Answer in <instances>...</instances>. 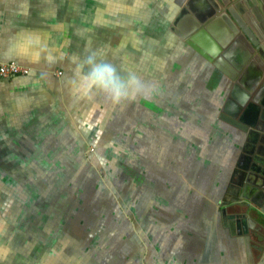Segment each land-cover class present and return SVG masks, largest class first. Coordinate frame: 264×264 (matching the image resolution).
<instances>
[{"label":"rangeland","instance_id":"obj_1","mask_svg":"<svg viewBox=\"0 0 264 264\" xmlns=\"http://www.w3.org/2000/svg\"><path fill=\"white\" fill-rule=\"evenodd\" d=\"M98 1L101 2L103 0ZM108 2L109 0H106L107 4ZM74 5L75 8L72 11H68L65 15L66 19L70 20L72 18L73 21L78 22L77 17L80 12L85 14L91 10L89 6L87 11H84L82 7L84 2L80 0H77ZM105 13L109 14V12ZM83 17L86 18V16ZM158 18L155 11V15L149 18L147 23L152 28L150 30L151 34L155 35V38L151 37L149 41L151 48L156 53H161L163 49L167 51L171 46L174 47L173 42L176 40L174 41L173 37L170 38L169 36H162L161 39L158 32H162L164 25L161 23L160 25L163 27L159 28ZM93 19L95 22V18ZM96 20L102 22V18L101 20L98 18ZM73 21H71V24ZM86 21V27L91 30L95 23L89 19ZM77 26L72 25V29L76 30ZM79 26V30H83L84 28L82 27H85L83 24ZM165 26L167 28L166 21ZM95 28L96 26L92 30H95ZM96 31L101 33V35L98 37L99 33L98 35L93 33L94 40L91 42L93 45H91V48H83L86 51V55L95 53L97 47H99V41L101 40L102 46L103 40L105 42L109 38L103 28L102 30L96 29ZM167 31L166 29L164 32ZM80 33H82V36H87L85 31ZM116 33L118 35L119 31L113 32V34ZM75 39L76 37L72 40L73 43L78 44ZM80 39H82L81 36ZM80 39L78 48L82 44ZM122 39L124 38L119 34V39L116 40L118 41L117 46H111L108 50H105L102 46L101 54L104 57L106 56L107 62L115 65L120 72L125 73L124 67L132 61L131 57L128 56V60L118 55L119 57L117 56L114 60L112 55L114 53L111 52L113 50L122 52ZM107 42L109 43V40ZM128 46L127 43L124 48L127 49ZM175 56L177 60V55L172 57L168 55V59L170 58L169 60L172 61ZM138 57H136L137 63L140 66H144V68H140L143 72L139 70L135 74L142 81L153 86L151 95L147 96L148 99L152 97L149 105L152 113L145 117V113L138 114L136 111V117L144 119L142 123L145 126L141 125V131L143 132L139 131V124L134 125L133 120H126L122 116H119L111 128L115 132H0L6 138L4 139L6 146H0V150H2L0 151V164L3 166L1 161L11 162L14 165L19 164L21 167L29 164L27 167L29 170H23L24 173L21 174V177H17V180H13V183L9 182L11 186L7 183L6 186L9 185L12 189L14 187L18 188L22 196L26 194L33 201L31 205L27 206V210L23 212L25 216L19 214L12 218L14 215L12 211L10 213L8 211L3 216L0 213V220L3 226L6 227V230L9 229L11 231V236L7 241L10 239L14 240L18 234H23L27 238H36L40 234L48 237L43 239L42 242H45V244L41 248H37L36 251L33 250L31 253L28 250L27 253H24L27 256L16 255L14 249L2 247V240L5 239L2 238L4 229L0 227V264H28L29 261L31 264H69L73 252L79 248L76 243H79L81 249H83L85 246L93 244V242L101 247L98 256H94L93 250L83 251L82 256L87 260H83L82 264H123L121 259L132 258V255L135 258L140 257L138 259L139 262L136 264H158V262L160 264H175L180 262L178 257L181 250L180 242H186L187 245L193 244L194 253L189 261L190 264H199L196 262V258L201 253L199 248L203 243H207V240L203 235H199L197 240L193 239L196 238L194 237L195 235L203 233V231L192 224L193 219L190 220L191 213L190 215H179L178 212L175 213L171 208L163 205L168 200H171L178 207L177 209L174 208V211H178V209H185L184 205L187 206L189 202L182 195L180 197L179 195H174L177 194L176 191L163 195L160 188L167 190L173 184L175 190H180L181 188L183 190L184 187L189 186L190 189H196L195 184L190 183V178L186 176L193 169L189 165H192L196 157L198 159L212 157L215 150V147L208 140L210 136L203 135V132L207 133L210 127L207 129L205 122L201 123V121H198L199 125L194 127L197 120L196 116H199L200 110L204 112L206 102L202 95L198 94V99L203 100L202 102L198 100L199 103L196 106H199L198 110L196 108V110L192 111L190 103L187 102H185L186 104H179L182 94L184 96L183 100L187 99L188 90L185 88L184 90L182 89L183 92L178 91L180 99L177 102L173 99L172 103L170 97L172 98L175 94L173 90L171 92L170 76L172 71L168 72L171 69V65L168 64L169 61H164L163 63L160 61L159 65V56H153L150 61L147 51L143 54L140 53ZM62 75L61 71L55 73L58 78ZM161 88H165L168 94L171 92L167 95L168 98L163 101L159 98V94L162 91ZM160 89L161 91H159ZM145 97L139 96L133 101L122 103H126L127 106L118 105L117 108L120 114H123L120 111V107L127 108V116H129V113H131L129 110H135L141 106L138 104L142 102L144 105L142 104L141 107L146 110ZM156 108L158 109L157 112ZM171 112H176V115ZM137 114L140 116H137ZM154 114L157 117H162V119H157V123L163 130L151 121V116ZM125 126L127 127L125 128ZM179 134L198 138L199 142L192 148L181 145L180 139L172 138L171 136ZM1 135L0 139H2ZM219 148L224 149L220 144L215 151ZM179 149L181 151V167L183 168H181V172H176L177 179L171 183V180L167 179L168 176L164 171V167L166 165L171 168L173 165L175 171L180 166L178 161L174 164L173 161L171 164L169 163L170 157L177 154ZM86 155L88 157L84 159ZM86 163L87 168L85 167ZM221 168L224 169L223 164L216 169L220 171ZM3 169L9 178L13 177V173H10L7 167H3ZM35 169L37 170L35 171ZM38 170L46 174L43 183L40 176L36 174ZM208 170L209 165L203 160H199L196 171L203 172L202 176H204ZM135 176H137L136 180H134ZM184 176H186L185 178H187L189 183L186 181L185 186L182 187L180 184ZM137 181H139L140 185L136 187ZM201 182L197 184L198 188H200ZM0 183V191H2L5 189V185L3 180H0ZM86 185L88 186L86 187ZM96 189L99 193L94 196L91 193H95ZM15 196L17 199H21L18 192H15ZM84 207H86V211L83 212L82 208ZM72 210L75 212V219L79 214L82 216L80 215L76 220L73 219L74 221L71 218L72 223L70 225L67 218ZM194 211L196 212V210ZM46 216L50 217L51 223L47 226L49 231H42L46 224L44 227L39 225L42 221L45 222ZM185 216L186 222L192 224L188 225L191 228H188L185 224L183 225ZM23 223L28 225L22 226ZM166 223L170 225L177 224L178 228L172 229ZM153 226L158 228V232L155 231L151 234L149 230ZM32 227L37 230H32ZM16 228L17 230H15ZM262 240L264 242V235H262ZM223 246L230 250V257L231 255L234 256V251L237 252L238 250L241 256L246 258L251 254L250 248L253 243L235 241V248L232 247L233 243H227V245ZM205 248L207 250L206 245ZM196 250L197 252H195ZM222 251L224 252V249ZM189 252H186V254H189ZM101 254H104L105 259L99 263L97 260H99ZM184 259L185 257L183 256ZM248 260L249 257L244 259L243 264L246 262L251 264ZM126 261L127 259L124 264H126ZM221 263L223 264V261ZM252 263L255 264L256 262Z\"/></svg>","mask_w":264,"mask_h":264},{"label":"flooded vegetation","instance_id":"obj_2","mask_svg":"<svg viewBox=\"0 0 264 264\" xmlns=\"http://www.w3.org/2000/svg\"><path fill=\"white\" fill-rule=\"evenodd\" d=\"M117 3L125 6V12L130 14L128 17L132 23L131 40L128 41L129 47H127L128 53L137 55V53L143 54L147 51L150 61L153 56H159V65L160 61L162 63L169 61L168 64L171 65V69L168 72L172 71L170 76L171 92L173 90L175 94L172 98L170 97L172 103L173 99L177 102L181 98L179 104H186L185 102H187L190 103L192 111L196 108L198 110L199 106L196 107L199 103L198 100L203 101L198 99V94H201L206 106L204 112L200 110L199 116H196L197 120L194 127L199 125L198 121L205 122L207 129L208 127L210 129L208 132L206 131L207 133L203 132V135L210 136L208 140L215 147V150L220 144L224 148H219L218 152L214 150L216 154L213 153L212 157L206 159L196 157L192 165H189L190 168H193L190 172L193 171L186 176L190 178V183L195 184V190L190 189V186L184 187L185 182H188L186 176L180 184L184 187L183 190L182 188L175 190L173 184L167 190L160 188L163 195L173 193V191L177 193L174 195H179V197L182 195L189 202L187 206L184 205L185 209L182 208L184 211L180 209L174 211V208L177 209L178 207L168 199L166 204H162L171 208L173 212H178L179 215H190L191 213L192 224L203 231V233L195 235L196 238L193 239L197 240L199 235H203L207 240V243H203L199 248L201 253L196 258V262L199 264H222V261L223 264H242V260L248 257V262L251 264H253L252 262L264 264V242L262 240L264 234L256 224L258 223V216L262 215L261 213L264 214V205L260 203V201L264 202L260 198V187L264 186L261 175L264 172V0H261V3L259 0H203L202 4H195L191 0H186L185 4L182 0H117ZM189 6H192L191 11L187 8ZM155 11L159 17L157 21L159 28L163 27L160 25L161 23L164 25L162 32H158L161 39L162 36H169L170 38L173 37L174 41L176 40L173 42L174 47L171 46L167 51L163 49L161 53H156L149 43L151 37L155 38V35L151 34L152 28L147 21L155 15ZM208 15L213 16L206 22L201 21ZM118 16L121 17V15ZM166 29L168 31L164 32ZM228 40L230 41L228 42ZM168 55L169 57L177 55L178 59L176 60L175 56L170 61ZM185 88L188 90V94L184 101L183 94L180 98L178 95ZM161 89L159 90L161 91L159 98L163 101L168 98L167 95L171 92L168 94L165 88ZM151 98L149 97V100L147 96L145 97L146 110L139 106L129 113V120H133L134 125H140L139 131H141V125L145 126V124L142 123L144 119L136 117V111L138 114L145 113L144 116L148 117L152 113L149 108ZM124 113L127 115V109ZM171 113L176 115V112ZM138 114L137 116H140ZM158 118L162 119L161 116L157 117L154 114L151 116V121L159 126ZM159 128L162 129L160 126ZM171 136L180 139L181 145L190 148L199 142L198 138L186 137L183 134ZM85 157L88 156H84V159ZM180 157V149L177 154L170 157V164L172 161L173 164L176 161L179 162L180 166L175 171L173 165L171 168L166 165L164 167L168 176L167 179L171 180V183L177 179L176 172H181V168H183ZM199 160H203L209 165V170L204 176H202L203 172L196 171ZM1 162H3V166L0 164V180H3L5 189L0 191V213L3 216L8 211L9 213L12 211L14 214L12 218L19 214L25 216L23 212L33 201L26 194L22 196L18 188L12 189L10 183L17 180V177H21V174L24 173L23 170H29L27 168L29 164L25 165L26 167H21L19 164ZM222 164L224 170L221 177V171L216 168ZM3 167H7L9 172L13 173L12 178L4 173ZM85 167L87 168V163ZM36 174L40 176L43 183L46 174L42 173L41 170H38ZM218 176L222 180L216 183L213 177ZM136 178L137 176L133 179L136 180ZM138 182L136 187L140 185ZM199 182L202 183L200 188L197 187ZM6 183L10 186H6ZM63 188L65 187L63 186ZM15 192L19 193L21 199L16 198ZM98 193L96 189V192L91 194L97 196ZM85 208H82L83 212L86 211ZM74 213L72 210L68 214L67 219L70 225L75 219ZM50 223V217L46 216L45 222L42 221L39 226L43 225L44 227L46 224L42 231H49L47 226ZM184 224L187 227L191 224L186 222V216L185 221H183ZM23 225L28 224L23 223ZM170 226L172 229L178 228L177 224ZM0 227L4 229L2 238L5 240H2V247L14 249L16 255L27 256L24 253H27L28 250L32 253L33 250L36 251L37 248H41L45 244L42 242L43 239L48 238L42 236L43 234L37 235L36 238H27L23 234H18L14 240L7 241L11 236V231L5 229L6 227L3 226L1 220ZM31 229L37 230L33 227ZM155 231L158 232V228L153 226L149 233L153 234ZM235 241L253 243L250 248L251 254L243 258L240 251L236 249L238 253L234 251V256L231 255L230 257V250L223 245L233 243L232 247L235 248ZM180 246L181 250L178 254L180 262L175 264H190L189 260L194 253L193 244L187 245L186 242H180ZM183 256L185 257L184 260ZM139 258L132 255V258L121 259V262L124 264L127 259L126 264H136L139 262ZM28 264L31 262L29 261Z\"/></svg>","mask_w":264,"mask_h":264},{"label":"crops","instance_id":"obj_3","mask_svg":"<svg viewBox=\"0 0 264 264\" xmlns=\"http://www.w3.org/2000/svg\"><path fill=\"white\" fill-rule=\"evenodd\" d=\"M76 1L0 0V62H16L29 69V74L26 76H16L10 79L0 78V132H115L111 128L119 116L126 120L129 119L124 113L127 108L120 107V111L123 113L120 114L117 106L111 104L103 95L97 94L91 98L78 95L73 89V81L74 57L86 56V51L83 48H91L93 36L99 33L96 29L102 30V28L109 37L107 39L109 43L104 40L102 43L105 50L111 46H117L118 41L116 40L119 39V34L124 38L121 40L122 52L111 51L114 53L112 54L114 60L118 55H122L121 58L128 60V56L131 57L132 61L124 67L125 73H120L124 75L129 72L142 71L140 68H144V66L137 63L135 54H129L128 48H124L131 40L130 14L125 12V6L117 3V0H109L108 4L106 0L101 2L80 0L84 2L82 6L84 11H87L89 6L91 10L85 14L80 12V16L77 17L78 22L73 21L72 18L66 19L65 15L75 8ZM185 2L183 3L185 4ZM105 12H109V14ZM119 14L121 18H119ZM87 18L93 22V18H95V30H92L94 26L91 30L86 27ZM97 18L100 20L102 18V22L97 21ZM71 21H73L72 24ZM96 22L98 25L101 24L100 27ZM80 24L85 26L82 27L83 30H79ZM72 25H78L76 30L72 29ZM83 31L87 33V36H82L80 32ZM117 31H119L118 35L117 33L113 34ZM100 35L101 33L98 37ZM74 37L78 42V44L75 43L76 46L72 41ZM79 39L82 42L80 48H78ZM102 46L100 40L99 47L97 50L95 48V53L99 59L106 61L108 60L106 56L101 54ZM137 55L139 56V54ZM57 71H61L63 74L59 78L55 76ZM142 104L143 102L140 103L141 106ZM122 105L127 106L126 103ZM1 137L0 146H6L4 141L6 138L2 135ZM223 170L221 168L220 176L223 174ZM220 176L213 177V180H216V183L221 182L222 176ZM260 203L264 205L263 201ZM258 217L256 224L264 232V217L262 215ZM77 246L79 248L73 252L69 264H82L83 260L86 261L87 259L82 256L83 251L86 252L90 249L93 250L94 256H98L101 249L100 245L94 242L83 249L79 243ZM103 259H105L104 254L99 256V260L96 257L99 263ZM243 262L242 260L241 263L243 264ZM158 264L160 263L158 262Z\"/></svg>","mask_w":264,"mask_h":264},{"label":"clouds","instance_id":"obj_4","mask_svg":"<svg viewBox=\"0 0 264 264\" xmlns=\"http://www.w3.org/2000/svg\"><path fill=\"white\" fill-rule=\"evenodd\" d=\"M74 91L85 98L103 95L111 104L118 106L139 96H149L153 86L145 83L135 73L122 75L117 67L98 59L96 53L74 57Z\"/></svg>","mask_w":264,"mask_h":264},{"label":"built area","instance_id":"obj_5","mask_svg":"<svg viewBox=\"0 0 264 264\" xmlns=\"http://www.w3.org/2000/svg\"><path fill=\"white\" fill-rule=\"evenodd\" d=\"M29 74V69L16 62L3 63L0 62V78L10 79L16 76H26Z\"/></svg>","mask_w":264,"mask_h":264},{"label":"water","instance_id":"obj_6","mask_svg":"<svg viewBox=\"0 0 264 264\" xmlns=\"http://www.w3.org/2000/svg\"><path fill=\"white\" fill-rule=\"evenodd\" d=\"M191 1H194L195 2V4L196 3H201L203 0H191ZM263 1V0H262ZM182 2H185V0H182ZM256 3V2H255ZM259 3H261V0H259ZM202 4V3H201ZM194 6V5H193ZM191 7V8H190ZM187 8H189L188 10H190L191 11V9H192V6H189V7H187ZM192 13V12H191ZM193 14V13H192ZM196 14H198V13H196ZM200 15V14H199ZM213 16V15H212ZM211 15H208V16H206V17H204V18H202V20L201 21H207V20H209L211 17H212ZM198 21V20H197ZM196 29H198V28H196ZM195 29V30H196ZM209 30V29H208ZM207 30V31H208ZM193 31V30H192ZM204 34H205V32H204ZM229 38H231V37H229ZM230 40H228V42H229ZM189 44H190V42H189ZM204 49H206V48H204ZM261 175H262V178H263V180H264V172L263 173H261ZM260 192H261V196H260V198L262 199V200H264V186H262V187H260ZM262 214V216L264 217V214L263 213H261ZM72 241H73V239H71ZM77 244V243H76Z\"/></svg>","mask_w":264,"mask_h":264},{"label":"bare ground","instance_id":"obj_7","mask_svg":"<svg viewBox=\"0 0 264 264\" xmlns=\"http://www.w3.org/2000/svg\"><path fill=\"white\" fill-rule=\"evenodd\" d=\"M201 7V6H200ZM198 10V9H197Z\"/></svg>","mask_w":264,"mask_h":264}]
</instances>
